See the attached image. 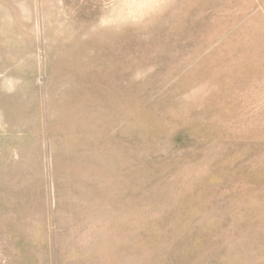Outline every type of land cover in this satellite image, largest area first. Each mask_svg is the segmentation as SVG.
Segmentation results:
<instances>
[{
    "label": "rangeland",
    "instance_id": "obj_1",
    "mask_svg": "<svg viewBox=\"0 0 264 264\" xmlns=\"http://www.w3.org/2000/svg\"><path fill=\"white\" fill-rule=\"evenodd\" d=\"M0 264H264V0H0Z\"/></svg>",
    "mask_w": 264,
    "mask_h": 264
}]
</instances>
